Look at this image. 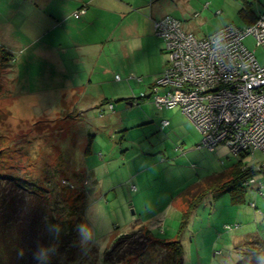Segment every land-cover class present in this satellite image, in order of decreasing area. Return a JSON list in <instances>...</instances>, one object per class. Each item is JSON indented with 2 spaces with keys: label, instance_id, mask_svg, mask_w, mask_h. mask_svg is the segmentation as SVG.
<instances>
[{
  "label": "rangeland",
  "instance_id": "rangeland-1",
  "mask_svg": "<svg viewBox=\"0 0 264 264\" xmlns=\"http://www.w3.org/2000/svg\"><path fill=\"white\" fill-rule=\"evenodd\" d=\"M248 1L257 14L264 10V0ZM156 2V10L179 17L185 29L202 37L223 22L241 23V8L246 0ZM0 18V24L5 26L6 20L1 15ZM127 43L138 61L152 58L154 67L169 60L168 53L154 57L151 49L135 51L140 45L134 38ZM246 43L264 64V47L256 45L253 37H248ZM107 47V64L97 65L104 66V72L96 81L104 84L93 92L107 96L116 114L109 112L107 104L90 110V117L100 128L95 130L92 153L83 157L73 153L70 145L84 142V127L89 124L79 126L80 131L73 129L72 121H68L71 110L64 112L56 124L50 121L45 103L51 106V101L41 100L40 92L31 91L49 85L38 82L37 77L30 81L29 68L17 71L16 65L9 63L16 53L8 51L7 44L0 41V173L44 197L46 214L54 226L64 227L63 234L67 236L60 240L55 237L54 246L36 245L27 264H110L105 260L107 249L120 235L138 231L143 225L157 237L175 238L185 207L182 199L176 198L186 187L203 179L202 174L220 173L240 160L246 165H264L261 150L252 158L235 155L225 145L216 152L198 148L203 134L180 107L159 111L153 105L147 85L160 75L152 82L139 74L129 78L135 56L130 58L129 52H122L111 42ZM28 65L35 76L46 72L41 61ZM101 70L97 68L100 74ZM14 82L23 89L22 93L13 90ZM143 91L149 96L139 102ZM132 97L137 99L130 106L125 98ZM101 109L106 116L100 117ZM40 115L43 116L39 118ZM163 119L171 123L166 129H162ZM34 120L37 122L32 127ZM260 167L263 169L256 176L264 181V166ZM245 194V201L232 204L229 191L210 193L199 204L180 237L187 264H236L264 249V244H258L264 241V189L263 194H258L249 188ZM229 224L234 228L225 229ZM46 231L50 234L52 227ZM129 240H138L139 248L146 246L140 234ZM127 244V250L138 247L135 242ZM113 258L114 262L119 260L117 254ZM129 264H171V260L164 245L152 242Z\"/></svg>",
  "mask_w": 264,
  "mask_h": 264
},
{
  "label": "crops",
  "instance_id": "crops-1",
  "mask_svg": "<svg viewBox=\"0 0 264 264\" xmlns=\"http://www.w3.org/2000/svg\"><path fill=\"white\" fill-rule=\"evenodd\" d=\"M156 1L0 0V6L1 4L3 6L0 9V15L6 20L5 26L0 24V41L7 44L8 51L16 53L13 58L12 55L10 56L12 59L9 63L16 65L17 71L21 67L31 69L30 81H36L37 77L38 82H47L48 88L30 90L35 93L40 92L41 100L51 101V106L45 103L52 118L50 121H56V124L64 112L71 110L68 121H72L73 129L79 130V126L82 124H89L88 128L84 127V142L76 146L74 143L70 145L73 153L88 157L93 151L95 130L100 126L96 125L94 119L90 117V110L99 107V105H105V100L109 99L107 96H102L101 93L95 95L93 92L100 90L101 85L104 84V82L96 81V78H101L104 72V66L97 65L107 64L105 60L108 57V47L110 46L109 44L107 47L108 43L111 42L116 47L119 46L122 52H129L130 58L135 56V53L133 50H129L131 46L127 41L133 38L138 40L140 45V49L135 51L142 52L143 49L147 51L151 49V54L154 57L157 54L167 53L165 43L156 35L154 28V19L167 14L163 15L160 10H156ZM84 4L88 6L86 13L79 18L73 17V12ZM147 9L151 10L150 14L147 13ZM252 9L254 10V8ZM222 11L218 10V13H223ZM246 23L242 18L241 23L237 24ZM224 25L226 22L219 25L217 29ZM21 54L23 56H20ZM151 60L152 58L146 60L140 58L138 61L135 56L136 64L135 66L131 65L133 68L131 73H134L135 70V74L144 75L148 81L152 82L155 80V76L161 75L168 61L166 64L163 62L153 67ZM36 61L43 63L42 67H45L46 72L35 76L32 66L28 64ZM20 62L23 63L20 64ZM97 68L102 69L101 74L97 72ZM15 86L18 84L14 82L13 90L15 92H23L22 88ZM149 86L147 85L148 88ZM128 104L135 105L130 102ZM42 116L40 115L39 118ZM34 122L37 121L34 120L31 123L32 127H35ZM123 123L125 124L124 128L127 127V122ZM86 141L87 144H85ZM91 172L94 173L93 170ZM202 175L201 178H204L210 174ZM176 199L180 200L181 198L178 196ZM232 204L234 203L232 202ZM261 215H264V211ZM240 216L242 217V214L238 212V217Z\"/></svg>",
  "mask_w": 264,
  "mask_h": 264
},
{
  "label": "built area",
  "instance_id": "built-area-1",
  "mask_svg": "<svg viewBox=\"0 0 264 264\" xmlns=\"http://www.w3.org/2000/svg\"><path fill=\"white\" fill-rule=\"evenodd\" d=\"M87 8L84 4L73 16L81 17ZM257 16L255 23L230 22L202 37L185 29L172 14L154 19L169 60L150 88L152 103L159 111L180 107L203 134L198 148L213 152L225 145L234 154L248 153L252 158L257 150L264 152V64L246 43L253 37L264 47V10ZM169 124L162 120V128ZM260 166L264 165L256 167L258 172ZM246 185L263 194L264 181L257 176Z\"/></svg>",
  "mask_w": 264,
  "mask_h": 264
},
{
  "label": "trees",
  "instance_id": "trees-1",
  "mask_svg": "<svg viewBox=\"0 0 264 264\" xmlns=\"http://www.w3.org/2000/svg\"><path fill=\"white\" fill-rule=\"evenodd\" d=\"M252 5L251 1L246 0L244 7L241 8L242 18L249 24L255 23L258 18L257 13L252 9ZM6 57L4 59L8 58ZM137 77H139V75H137ZM153 83L150 84L148 90H150ZM147 96L149 95L141 96L142 98L138 97L139 102L145 100ZM136 99V97L125 98L127 102L132 103ZM105 104H107L109 112H116V107L110 99H106ZM110 104L113 105L112 109L110 108ZM104 116H106L105 111L101 109L100 117ZM168 126L162 129H166ZM0 154H2L1 149ZM235 155H242L243 157L249 156L248 153ZM1 159L2 155H0V160ZM255 168L256 166L246 165L243 160H240L224 171L208 175L186 187L179 194L185 207L182 212V221L178 236L175 238L157 237L150 228L143 225L138 230L140 233L138 231H133L120 235L111 249H107L105 260L110 262V264H129L134 258L141 256L144 251L148 249L150 243L156 242L164 245L168 251L171 264H187L185 262V249L180 237L182 232L188 227L196 208L210 193L229 191L233 203L245 201V193L247 189L250 188L246 185V181L257 175L258 171ZM254 207L257 208L256 206ZM47 227H52L50 234L46 231ZM64 232V227L60 225L54 226L53 220L46 214V202L44 197L19 184L13 177H8L0 173V264H27L32 255H34L33 250L36 245L40 246L44 244L46 246H54L56 245L54 241L55 237H58L59 240L67 237L63 234ZM60 233L63 235L59 236ZM139 234L146 239L145 247L139 248L137 245L138 240L128 241V238L131 239ZM132 242H135V245L138 247L127 250L125 248L126 244ZM263 242L264 241H262V243L258 242V244L262 246L264 244ZM116 254L119 260L114 262L113 260L115 258H113V256L115 257ZM236 264H264V249L257 250L253 254L243 257L242 260Z\"/></svg>",
  "mask_w": 264,
  "mask_h": 264
}]
</instances>
